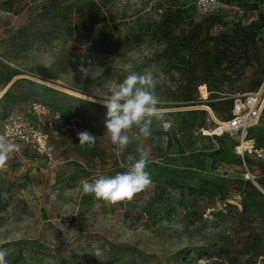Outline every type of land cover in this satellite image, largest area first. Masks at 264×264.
<instances>
[{
  "label": "rangeland",
  "instance_id": "1",
  "mask_svg": "<svg viewBox=\"0 0 264 264\" xmlns=\"http://www.w3.org/2000/svg\"><path fill=\"white\" fill-rule=\"evenodd\" d=\"M215 1L0 0V135L33 104L53 124L51 156L16 143L0 172L8 264H264V158L237 152L247 141L264 149V106L247 133L221 129L236 99L263 91L264 100V0ZM170 8L183 20L157 41L151 26ZM235 37L241 50L222 61ZM128 63L153 74L165 115L148 138L134 128L125 153L149 151L151 185L110 205L81 183L126 171L95 101ZM198 78L206 84L196 89ZM81 131L95 143L80 145Z\"/></svg>",
  "mask_w": 264,
  "mask_h": 264
},
{
  "label": "clouds",
  "instance_id": "2",
  "mask_svg": "<svg viewBox=\"0 0 264 264\" xmlns=\"http://www.w3.org/2000/svg\"><path fill=\"white\" fill-rule=\"evenodd\" d=\"M51 58L46 65L51 67ZM89 69L81 68L85 73ZM124 71L128 74L122 81H110L106 90L97 95L95 101L106 108L105 127L106 136L110 138L112 145L116 146V155L124 156L127 164L126 171L117 172L115 175H100L91 182L84 180L81 183L82 192L92 195L96 200H102L110 205H115L125 200H131L136 194L144 191L151 185L150 173L146 170L150 162L149 151L138 148L137 154L126 153V149L133 141L130 135L135 128L138 135L144 138L151 136L153 120H163L164 112L158 105L161 104L159 96L155 92L156 81L150 71L137 73L133 71V65H124ZM80 145L95 143L94 137L88 131L77 133ZM19 146L6 135H0V172L6 170V165ZM8 250L0 247V264H8L6 256Z\"/></svg>",
  "mask_w": 264,
  "mask_h": 264
},
{
  "label": "built area",
  "instance_id": "3",
  "mask_svg": "<svg viewBox=\"0 0 264 264\" xmlns=\"http://www.w3.org/2000/svg\"><path fill=\"white\" fill-rule=\"evenodd\" d=\"M199 3L208 8L216 6L215 0H199ZM263 103V91L247 98L236 99L233 104L232 121L235 123L233 130L247 133L254 128L260 119ZM31 113L32 115L29 117H11L4 125L3 135L9 136L14 143L22 144L40 154L51 156L50 127L52 128L53 124L50 123L48 128L43 122V119L51 115L50 110L41 104H33ZM245 144L247 146L243 144L242 147H237L238 154H241L239 152L242 151L244 154L254 155L259 159L264 158L263 148L256 147L252 141H247Z\"/></svg>",
  "mask_w": 264,
  "mask_h": 264
},
{
  "label": "trees",
  "instance_id": "4",
  "mask_svg": "<svg viewBox=\"0 0 264 264\" xmlns=\"http://www.w3.org/2000/svg\"><path fill=\"white\" fill-rule=\"evenodd\" d=\"M184 12L181 11V8H178L174 10L173 8H170L168 11L165 12L164 16H161V19L158 23H155V26L152 31V36L157 40L160 41L161 38L167 37L168 34L174 32L177 28H179L180 21L183 20ZM261 17H264L261 14ZM170 19V20H169ZM170 27V29H168ZM249 30H253L254 36L257 34V32L261 31L263 29V26L261 23H251V25L248 27ZM253 36V38H254ZM245 40H248L247 38ZM226 46H221V50L219 52V56L222 59V61L226 62H233L239 53V50H241V39L235 37L231 40V42L224 43ZM203 82V84H206V79H196L195 81V88L199 87V82ZM218 92V91H217ZM194 101L192 97H186L184 99V102L191 103Z\"/></svg>",
  "mask_w": 264,
  "mask_h": 264
},
{
  "label": "bare ground",
  "instance_id": "5",
  "mask_svg": "<svg viewBox=\"0 0 264 264\" xmlns=\"http://www.w3.org/2000/svg\"><path fill=\"white\" fill-rule=\"evenodd\" d=\"M62 91L66 92V93H68L70 95L76 96L77 98H83V99L85 98V96H82V95L77 94V93H73V92H70V91H67V90H62ZM1 97H2V95L0 96V98ZM234 125H235V123H233V121L231 120L228 123L221 124V127H222L221 129H223L225 132L231 131V130H233Z\"/></svg>",
  "mask_w": 264,
  "mask_h": 264
}]
</instances>
